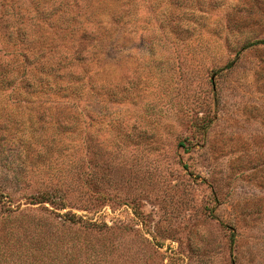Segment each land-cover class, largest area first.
Instances as JSON below:
<instances>
[{"label":"rangeland","instance_id":"obj_1","mask_svg":"<svg viewBox=\"0 0 264 264\" xmlns=\"http://www.w3.org/2000/svg\"><path fill=\"white\" fill-rule=\"evenodd\" d=\"M45 1L99 94L50 111L0 37V264H264V0Z\"/></svg>","mask_w":264,"mask_h":264},{"label":"trees","instance_id":"obj_2","mask_svg":"<svg viewBox=\"0 0 264 264\" xmlns=\"http://www.w3.org/2000/svg\"><path fill=\"white\" fill-rule=\"evenodd\" d=\"M69 3L79 9L76 0H70ZM56 10L57 8L54 5H48L45 0H31L29 2L25 0H0V37L11 46L14 45L13 50H15L14 53L20 65L18 69H21V73L17 77L18 84L30 89V93L36 92L46 96L58 97L57 101L62 104L52 106L49 109L50 111L53 110L56 114H74L76 112L75 103L78 101L76 95L78 87L85 88V91L89 94L90 92L99 94V92L94 89L89 80L86 83H76V80L79 79L78 76L72 72L61 71V62L66 60L67 56L74 62L87 60L88 57L84 53L83 42L89 36V32L82 31L79 38L71 42L72 45L77 46V50L73 52H60L59 40L62 35L56 39L53 37L48 44H43L47 39L43 33L48 32L51 27H59L62 20L67 24L65 17L60 18L59 21L47 20ZM78 15L77 10L75 14L70 15L69 19ZM37 19L42 20L43 24L40 36H37L38 47L35 48L32 39H29V34L35 32V28L38 27ZM97 68L99 70L104 69L101 64L97 65ZM30 79H32L31 83L29 82ZM60 79H66V81L61 83ZM101 95L106 96L104 93H101ZM60 127L62 129L68 128L65 126ZM51 239V237H47V243L44 242V244L49 245ZM88 259L92 261L91 258L86 257L83 264H88ZM92 262L96 263L95 261ZM34 264L59 263L53 256L44 251V256L39 257ZM72 264L81 263L78 259H75Z\"/></svg>","mask_w":264,"mask_h":264}]
</instances>
